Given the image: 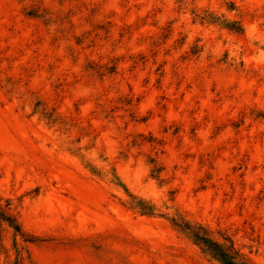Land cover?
<instances>
[{
    "label": "rangeland",
    "instance_id": "obj_1",
    "mask_svg": "<svg viewBox=\"0 0 264 264\" xmlns=\"http://www.w3.org/2000/svg\"><path fill=\"white\" fill-rule=\"evenodd\" d=\"M7 203L0 264H220L177 215L264 264V0H0Z\"/></svg>",
    "mask_w": 264,
    "mask_h": 264
},
{
    "label": "trees",
    "instance_id": "obj_2",
    "mask_svg": "<svg viewBox=\"0 0 264 264\" xmlns=\"http://www.w3.org/2000/svg\"><path fill=\"white\" fill-rule=\"evenodd\" d=\"M194 13L196 19H199L202 22L217 23L236 32L244 31L242 23L238 20H231L226 18L224 15L219 16L208 10L203 12L195 11ZM44 115H47V117L52 119L54 123L59 122V116H54V118H51L53 114H48V112H46ZM150 163L153 165L152 175L156 178H159L163 168L159 166L155 158H151ZM87 166L93 174L99 176L102 175L101 170L96 168V166H93L90 163H87ZM113 175L114 178L111 181L115 184L122 185V182L116 173ZM128 196L129 199L127 200V204L129 208L135 210L136 212L148 216L160 214L159 209L152 201L130 193ZM9 205L10 203H7L5 206L0 204V220L7 223L18 234L24 235L21 223L11 212ZM170 221L175 228L186 234L191 240L199 245L206 255L218 261L220 264H254L248 258H246V256L240 252L239 249L236 248L234 240L231 238V236L222 234L223 240H220L212 234V231L208 227L192 222L181 215L173 216ZM32 239L35 240L36 238ZM26 240L29 239L26 238ZM16 264H19V262H16Z\"/></svg>",
    "mask_w": 264,
    "mask_h": 264
}]
</instances>
